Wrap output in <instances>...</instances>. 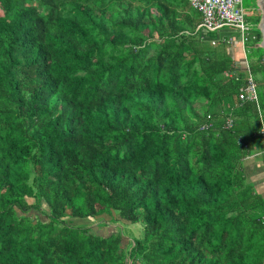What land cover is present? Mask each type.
<instances>
[{"label":"trees","instance_id":"trees-1","mask_svg":"<svg viewBox=\"0 0 264 264\" xmlns=\"http://www.w3.org/2000/svg\"><path fill=\"white\" fill-rule=\"evenodd\" d=\"M254 17L241 102L187 0H0V264H262Z\"/></svg>","mask_w":264,"mask_h":264},{"label":"built area","instance_id":"built-area-1","mask_svg":"<svg viewBox=\"0 0 264 264\" xmlns=\"http://www.w3.org/2000/svg\"><path fill=\"white\" fill-rule=\"evenodd\" d=\"M190 8L199 15V23L196 30L215 33L222 28H234L240 33V47L243 48L250 40L255 38L254 32L244 23V13L241 8V0H187ZM260 37L261 27L258 26ZM225 44H235L231 39H222ZM213 44V42H211ZM244 53V52H243ZM244 85L238 91V100L241 102H256V86L248 73L247 65L244 58ZM225 128L231 126V120H225ZM206 128L205 125L200 129ZM264 140V139H263Z\"/></svg>","mask_w":264,"mask_h":264},{"label":"rangeland","instance_id":"rangeland-1","mask_svg":"<svg viewBox=\"0 0 264 264\" xmlns=\"http://www.w3.org/2000/svg\"><path fill=\"white\" fill-rule=\"evenodd\" d=\"M261 7H262V0H241V8H242V11L244 13V23L247 26H249V28L251 30L254 29V26L256 24L255 23V17H254L255 11H258V17H259L257 28H258V26H260ZM210 37H212V39H219V40L223 39V38L224 39H231L232 42H239L240 41V33L237 29H234V28L219 29L215 33H212L210 35ZM235 48H237V47H235ZM247 48H248V46L245 44L242 48L243 52H244V50H247ZM232 49L230 50L231 55L234 54V51ZM263 59H264V57H263ZM244 168H245L246 177H248L249 180H252V178H250V177H253V175L256 174L257 169H258L256 164H254L251 161H247L244 165ZM262 179L263 178H261V179L258 178L256 182L257 183L259 182L257 184V187H258V189H260L261 193L264 196V185H263ZM104 218L106 220H104V219H101V221L99 219H96L95 221H87L86 220V221H83L84 223H82V220L74 219V220L70 221V224L71 225H79L82 223V224L90 227L91 233L99 232L101 234H105L106 230H104L103 227H100V224L106 223L109 226L117 227L118 229L123 230L122 232H124L125 236L128 237L129 241H130L131 237L132 238L133 237H140V234H141V226L140 225H138V224L129 225V224H125V223H123L124 225H120L119 223L109 222V219L107 217H104Z\"/></svg>","mask_w":264,"mask_h":264},{"label":"crops","instance_id":"crops-1","mask_svg":"<svg viewBox=\"0 0 264 264\" xmlns=\"http://www.w3.org/2000/svg\"><path fill=\"white\" fill-rule=\"evenodd\" d=\"M199 16V15H198ZM224 39V38H223ZM211 42H213V44H211ZM216 44H218V45H224V46H226L229 50H231L232 48V50L234 51V54L232 55V57H233V61H234V64H235V68L237 69V68H242L243 67V65H244V58H245V50H244V53H243V50H242V48L240 47V44H239V42H236L235 44H233V45H231V44H225V43H223L222 42V39H211L210 40V45L211 46H215ZM235 47H237V48H235ZM239 47V48H238ZM235 48V49H234ZM231 52V51H230ZM242 58V59H241ZM239 64V65H238ZM262 264H264V260H263V262H262Z\"/></svg>","mask_w":264,"mask_h":264},{"label":"water","instance_id":"water-1","mask_svg":"<svg viewBox=\"0 0 264 264\" xmlns=\"http://www.w3.org/2000/svg\"><path fill=\"white\" fill-rule=\"evenodd\" d=\"M260 27H261L262 37H261V42L258 45V47L261 48L263 50V53H264V0H262Z\"/></svg>","mask_w":264,"mask_h":264}]
</instances>
